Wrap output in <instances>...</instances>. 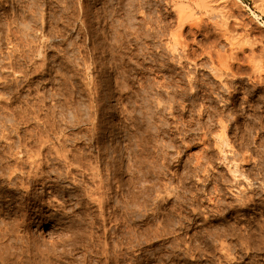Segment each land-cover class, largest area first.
I'll return each instance as SVG.
<instances>
[{
    "label": "rangeland",
    "instance_id": "rangeland-1",
    "mask_svg": "<svg viewBox=\"0 0 264 264\" xmlns=\"http://www.w3.org/2000/svg\"><path fill=\"white\" fill-rule=\"evenodd\" d=\"M206 2L0 0V264H264V0Z\"/></svg>",
    "mask_w": 264,
    "mask_h": 264
},
{
    "label": "bare ground",
    "instance_id": "bare-ground-1",
    "mask_svg": "<svg viewBox=\"0 0 264 264\" xmlns=\"http://www.w3.org/2000/svg\"><path fill=\"white\" fill-rule=\"evenodd\" d=\"M193 1H194V0H193ZM202 1H203L204 4H207V2H206L207 0H202ZM208 1H209V0H208ZM211 1H212V0H210V2H211ZM213 1H214V0H213ZM222 1H223V0H222ZM198 3H199V2H198ZM260 3H261V2H260ZM176 5H177V4H176ZM177 6H179V5H177ZM177 6H176V7H177ZM205 6H208V5H205ZM262 6H263V5H262ZM174 8H175V7H174ZM182 8H183V7H182ZM177 12H178V9H177ZM182 12H183V11H180V13L178 12V13H179V18H180L181 16L184 15V14H182V15L180 16V14H181ZM181 18H183V17H181ZM181 18H180V19H181ZM186 18H187V16H186ZM186 18H184L183 21H185ZM227 18H228V17H227ZM181 20H182V19H181ZM183 21H181V22L184 23ZM181 22H180V23H181ZM223 22H226V21H223ZM180 23H179V24H180ZM189 23H190V22H189ZM191 23H192V22H191ZM226 23H227V22H226ZM217 24L219 25V23H217ZM195 25H198V24H195ZM182 26H183V25H182ZM198 26H199V25H198ZM214 26H216V24H215ZM218 27H219V26H218ZM226 28H227V27H226ZM179 29H180V26H179ZM217 29H218V28H217ZM226 30H227V29H226ZM177 34H178V32H177ZM179 35H180V34H179ZM179 35H178V36H179ZM225 35H226V34H225ZM176 36H177V35H176ZM178 36H177V37H178ZM173 37H174V36H173ZM228 39H229V38H228ZM175 40H177V39H175ZM178 40H179V38H178ZM180 41H181V40H180ZM180 41H179V42H180ZM246 41H247V39H246ZM238 43H239V41H238ZM235 44H237V43H235ZM171 45H172V44H171ZM177 45H178V42H177ZM169 47H171V46H169ZM176 48H177V47H176ZM176 48H175V49H176ZM169 49H170V48H169ZM184 49L186 50V48H184ZM189 50H190V49H189ZM172 51H173V50H172ZM176 51H177V50H176ZM179 51H180V50H179ZM187 51H188V50H187ZM170 52H171V51H170ZM185 52H186V51H185ZM175 53H177V52H175ZM180 53H183V52L181 51ZM171 54H172V53H171ZM186 54H187V53H186ZM177 55H178V54H177ZM179 55H180V54H179ZM174 56H175V55H174ZM172 57H173V56H172ZM178 57H179V56H178ZM186 58H187V57H186ZM180 59H181V58H180ZM178 60H179V59H178ZM181 60H182V59H181ZM210 60H211V59H210ZM221 60H222V58H221ZM211 61H212V60H211ZM223 63H224V62H223ZM207 64H208V63H207ZM212 64H213V63H212ZM230 64H231V63H230ZM259 64H260V63H259ZM260 65H261V64H260ZM211 67H212V66H211ZM223 67H224V66H223ZM227 67H228V66H227ZM227 67H226V69H227ZM262 67H263V66H262ZM224 69H225V68H224ZM262 69H263V68H262ZM262 69H261V70H262ZM217 70H218V69H217ZM262 71H263V70H262ZM262 71H261V72H262ZM196 72H197V71H196ZM214 72H215V71H214ZM185 73H186V72H185ZM232 73H233V72H232ZM226 74H227V73H226ZM189 75H190V74H189ZM219 75H220V74H219ZM223 75H224V74H223ZM262 75H263V74H262ZM229 76H230V75H229ZM220 77H221V76H219V78H220ZM256 77H257V76H256ZM259 77H260V76H259ZM262 77H263V76H262ZM189 79H190V78H189ZM197 79H198V78H197ZM259 79H260V78H259ZM202 80H203V79H201L200 82H202ZM221 80H222V79H221ZM234 81H235V80H234ZM195 84H196V83H195ZM196 85H197V84H196ZM205 85H206V84H205ZM237 86H238V85H237ZM213 87H214V86H213ZM215 88H216V87H215ZM217 88H218V87H217ZM235 88H236V87H235ZM213 89H214V88H213ZM181 90H182V89H181ZM214 90H215V89H214ZM175 91H176V90H175ZM218 91H219V90H218ZM174 93H175V92H174ZM164 101H165V100H164ZM204 104H205V103H204ZM203 106H204V105H203ZM210 106H211V105H210ZM169 107H171V106H169ZM216 107H217V106H216ZM204 108H205V107H204ZM209 108H210V107H209ZM214 108H215V107H214ZM206 110H207V109H206ZM196 111H197V110H196ZM198 113H199V112H198ZM217 113H218V112H217ZM201 114H202V113H201ZM222 115H223V114H222ZM210 116H211V115H210ZM198 117H199V116H198ZM216 118H217V117H216ZM210 119H211V118H210ZM212 119H213V118H212ZM212 119H211V120H212ZM217 120H218V119H217ZM197 121H198V120H197ZM202 122L204 123V121H202ZM205 122H207V121H205ZM196 123H197V122H196ZM199 123H200V121H199ZM208 125H209V124H208ZM208 125H207V126H208ZM223 125H224V124H223ZM260 186H261V185H260Z\"/></svg>",
    "mask_w": 264,
    "mask_h": 264
}]
</instances>
